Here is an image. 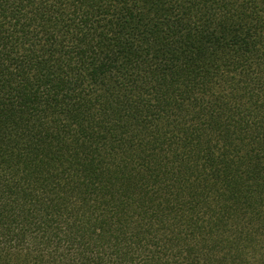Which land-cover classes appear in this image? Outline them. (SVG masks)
I'll list each match as a JSON object with an SVG mask.
<instances>
[{
	"label": "trees",
	"instance_id": "obj_1",
	"mask_svg": "<svg viewBox=\"0 0 264 264\" xmlns=\"http://www.w3.org/2000/svg\"><path fill=\"white\" fill-rule=\"evenodd\" d=\"M0 264H264V0H0Z\"/></svg>",
	"mask_w": 264,
	"mask_h": 264
}]
</instances>
